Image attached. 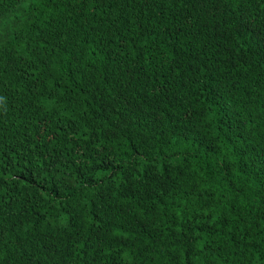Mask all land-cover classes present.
Instances as JSON below:
<instances>
[{"label":"trees","instance_id":"1","mask_svg":"<svg viewBox=\"0 0 264 264\" xmlns=\"http://www.w3.org/2000/svg\"><path fill=\"white\" fill-rule=\"evenodd\" d=\"M0 264H264V0H0Z\"/></svg>","mask_w":264,"mask_h":264}]
</instances>
